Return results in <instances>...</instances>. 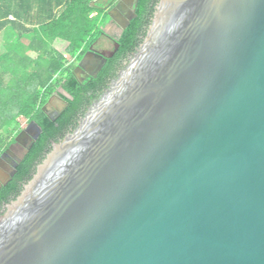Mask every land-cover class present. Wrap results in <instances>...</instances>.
Segmentation results:
<instances>
[{"label": "water", "instance_id": "obj_1", "mask_svg": "<svg viewBox=\"0 0 264 264\" xmlns=\"http://www.w3.org/2000/svg\"><path fill=\"white\" fill-rule=\"evenodd\" d=\"M136 1L98 7L114 20L129 6L123 34ZM119 47L92 45L74 74L94 63L97 77ZM61 94L43 106L52 120ZM0 264H264V0H160L118 78L0 215Z\"/></svg>", "mask_w": 264, "mask_h": 264}, {"label": "trees", "instance_id": "obj_2", "mask_svg": "<svg viewBox=\"0 0 264 264\" xmlns=\"http://www.w3.org/2000/svg\"><path fill=\"white\" fill-rule=\"evenodd\" d=\"M94 1L0 0V30L11 25L16 33L14 45L0 54V156L17 141L25 124L35 121L41 129L12 180L0 189V215L18 198L54 144L77 129L118 78L142 44L141 35H147L156 11L150 8L152 0H140L138 17L122 34L114 57L97 77L82 81L74 74L76 65L110 21L104 9L92 5ZM11 15L14 21H8ZM59 89L69 95L61 94L68 107L52 120L43 106Z\"/></svg>", "mask_w": 264, "mask_h": 264}, {"label": "flooded vegetation", "instance_id": "obj_3", "mask_svg": "<svg viewBox=\"0 0 264 264\" xmlns=\"http://www.w3.org/2000/svg\"><path fill=\"white\" fill-rule=\"evenodd\" d=\"M159 1L160 0H152L150 3V8L151 9L156 8L159 4ZM110 2H111V0H101L100 5H98V6L105 7ZM138 4H139V2H137V1L134 3V6L132 8L134 11L137 10ZM114 7H115V5L110 6L108 8V11H112L114 9ZM128 8H129V6L126 5L123 10L118 9V12H113V14H115V18H117V19L110 20V22L106 26V28L111 27L112 31H108V30L105 31V33L101 36V38L92 44V45H94V48H93L94 51H96L98 53H103V52L110 53L111 51L115 50L117 42L119 43V40L122 36L121 24L124 23L123 18L127 19L129 16H132V11H130ZM108 11H106V12H108ZM135 19H137V18H135ZM135 19H133V21ZM145 37H146L145 35H143V34L141 35V39L144 40ZM92 45H90L89 49L91 48ZM107 45H111L112 48L111 49L108 48ZM78 63H77V65H78ZM125 63H126V61H125ZM77 65H76V67H77ZM96 67H97V64H94V63H92L90 65L87 64L86 66H84L78 70L77 76L81 80H86L89 77H92L91 75H93L97 71L98 68H96ZM25 129L26 128H24V130ZM28 133L30 135H28ZM37 135H38V131L35 128L34 129L31 128L28 130V132H24V133H22V135H19L20 136L19 141H22L24 139H27V141H30L29 146H28V148H29L32 141L35 140V137ZM23 143H25V142L23 141ZM9 150L10 149H8L5 153H3L0 156V184H2V187L4 186L3 181H6L8 184L12 180L14 174L17 171L16 170L17 167H18L19 163L22 161V158L24 156L23 155L22 158H20V159L16 158L13 154L10 153ZM7 164L9 165V167L7 166ZM6 206L4 207L5 210H6Z\"/></svg>", "mask_w": 264, "mask_h": 264}, {"label": "rangeland", "instance_id": "obj_4", "mask_svg": "<svg viewBox=\"0 0 264 264\" xmlns=\"http://www.w3.org/2000/svg\"><path fill=\"white\" fill-rule=\"evenodd\" d=\"M106 20L108 21V19L106 18ZM111 20V19H110ZM110 22V21H109ZM108 22V23H109ZM108 25V24H107ZM106 25V26H107ZM103 27V26H102ZM112 31V29H111V27H108V28H105V31ZM102 36V35H101ZM101 36L100 37H98L97 38V40L98 39H100L101 38ZM96 40V41H97ZM15 41H16V36L14 35L13 37H11V39H10V41H9V44H8V46H9V48L10 47H12L13 45H14V43H15ZM3 46V48H2V50H6L5 49V45L3 44L2 45ZM107 47L108 48H112V46L111 45H107ZM9 48H8V50H9ZM0 73H1V67H0ZM60 90V89H59ZM54 94H57V92L56 93H54ZM28 127H29V124H25V126H24V128H26L24 131L25 132H28ZM28 135H30L29 133H28ZM19 137V136H18ZM23 141L25 142V143H23ZM29 142L30 141H27V139H24V140H22V141H16V142H14V144H12V146L10 147V153L11 154H13L16 158H22V156L26 153V151H27V148H28V146H29ZM7 166L9 167V165L7 164Z\"/></svg>", "mask_w": 264, "mask_h": 264}, {"label": "crops", "instance_id": "obj_5", "mask_svg": "<svg viewBox=\"0 0 264 264\" xmlns=\"http://www.w3.org/2000/svg\"><path fill=\"white\" fill-rule=\"evenodd\" d=\"M96 1V0H95ZM94 1V2H95ZM100 2H101V0L97 3V5H99L100 4ZM9 20L8 21H14V16L13 15H11L9 18H8ZM4 20H1V22H3ZM106 28V27H105ZM16 33L14 32V29H13V27L11 26V25H8V26H6L5 28H3V29H1L0 30V54H2V53H4V52H6V51H8V48H9V46H8V44H9V41H10V39H11V37H13L14 35H15ZM5 45V51L4 50H2V48H3V46L2 45Z\"/></svg>", "mask_w": 264, "mask_h": 264}]
</instances>
